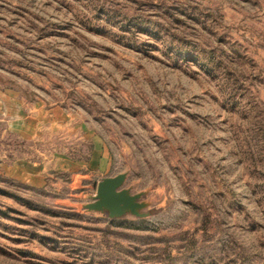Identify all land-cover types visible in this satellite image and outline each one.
<instances>
[{"label":"rangeland","instance_id":"rangeland-1","mask_svg":"<svg viewBox=\"0 0 264 264\" xmlns=\"http://www.w3.org/2000/svg\"><path fill=\"white\" fill-rule=\"evenodd\" d=\"M0 264H264V0H0Z\"/></svg>","mask_w":264,"mask_h":264},{"label":"water","instance_id":"water-1","mask_svg":"<svg viewBox=\"0 0 264 264\" xmlns=\"http://www.w3.org/2000/svg\"><path fill=\"white\" fill-rule=\"evenodd\" d=\"M80 178L92 179L86 174L79 175L77 179ZM124 179L123 173L103 178L98 182L95 201L88 203L86 207L107 210L111 217L121 216L127 211L138 216H146V212L140 211L146 206L144 202L139 201L140 194H133L127 188H122Z\"/></svg>","mask_w":264,"mask_h":264}]
</instances>
